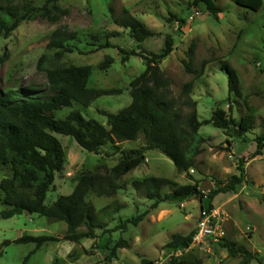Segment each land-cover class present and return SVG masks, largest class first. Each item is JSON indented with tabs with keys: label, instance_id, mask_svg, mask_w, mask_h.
Returning <instances> with one entry per match:
<instances>
[{
	"label": "rangeland",
	"instance_id": "rangeland-1",
	"mask_svg": "<svg viewBox=\"0 0 264 264\" xmlns=\"http://www.w3.org/2000/svg\"><path fill=\"white\" fill-rule=\"evenodd\" d=\"M23 1L40 6L46 0H17ZM261 1L260 10L253 12L237 6L234 0H214L221 12L213 18L202 2L194 0H56L50 4L47 15L21 23L7 38L0 36V93L3 96L8 91H18V99L51 94L45 71L37 63L42 54L50 52L46 44L56 29L73 35L65 44L72 53L62 58L60 64L88 65L91 74L87 86L114 91L88 107L73 103L58 111L56 118H64L77 110L86 119L106 126L101 112L116 113L128 106L129 83L144 70L138 57L122 62L118 50L159 54L168 35L172 37V51L159 63L167 81L163 91L166 98L180 101L183 85L194 80L190 97L196 102L199 121L210 120L216 109L224 110L237 121L245 115L253 118L245 141L230 137L228 131L211 124L202 125L198 130L205 142L189 175L207 195L217 188L218 181L226 183L232 175L241 174L242 182L234 193L219 194L213 200L207 196L202 199L188 196L154 204L142 189H134L133 181L157 177L171 181L174 186L190 185L193 181L188 175L178 173L160 151L148 150L139 166L117 180L120 188L114 195L97 196L93 192L86 195V202L93 206L102 223V228L94 231V238L78 242L64 240L67 233L64 222L34 214L0 219V264H141L142 259L152 264H166L181 256L200 259L202 264H242L241 258L228 257L227 249L223 248L228 242L256 254L249 264H264V202H261L264 147L260 156L253 157L255 139L264 135V0ZM122 10L140 20L154 35L137 43L129 30L113 22ZM172 17L183 19L185 24L179 27ZM104 43L112 47L97 48ZM191 45L194 46L192 66L199 69L206 63L204 73L196 79L184 69ZM105 57H111L113 63L100 70L98 65ZM223 62L237 74L240 97L228 93L227 75L221 68ZM183 110L188 112L186 108ZM55 137L64 150L65 161L46 195V205L60 195H69L82 173H104L118 163L121 150L144 146L143 136L139 135L135 141L115 143L118 150L108 144L94 154L81 149L71 137L59 134ZM170 190L166 187L162 193ZM3 209L0 202V210ZM214 212L216 224L224 232L219 242L203 239L184 250L164 248L173 234L195 233L200 219ZM139 215L142 219L136 226L126 224L124 229H118ZM86 231L81 226L76 233ZM23 235L53 236L59 240L44 244L32 254L33 244L1 246L4 241L12 242ZM119 241L124 247L117 248V259L110 261V251Z\"/></svg>",
	"mask_w": 264,
	"mask_h": 264
},
{
	"label": "trees",
	"instance_id": "trees-1",
	"mask_svg": "<svg viewBox=\"0 0 264 264\" xmlns=\"http://www.w3.org/2000/svg\"><path fill=\"white\" fill-rule=\"evenodd\" d=\"M56 0H46L42 5L35 6L30 2L17 0H0V36L7 38L23 22L32 21L45 16L50 11V4ZM202 2L208 13L217 18L221 10L215 6L214 0H194ZM242 8L257 12L262 6L261 0H234ZM181 27L185 21L172 17ZM115 25L129 30L131 37L141 43L154 34L140 20L133 17L127 10H122L118 17L113 18ZM73 35L62 29H56L50 36L44 53L38 59L37 66L45 71L50 95L46 97L28 96L17 98L18 91L0 93V219L27 213L38 215L51 221H62L66 224L64 240L78 242L83 238H94V231L102 228L92 205L85 200L89 192L97 196H112L120 188L117 180L139 166L148 150H158L165 155L180 174H186L193 181L189 171L195 165V158L201 151L204 138L198 135L202 125L211 124L213 127L229 132L230 137L246 140V134L251 130L253 118L245 115L238 121L222 109L213 111L210 120L199 121L196 113V102L190 97L194 80L186 82L181 90V100L166 98L163 93L167 81L163 78L159 63L172 51V37L166 36L164 48L159 54H143L142 52L119 49L121 61L130 57H138L144 65L141 74L134 77L130 83L131 102L116 113L101 114L106 118V126L94 119H86L77 110L70 111L64 118H56L55 114L73 103L88 107L101 96L114 93L113 90H97L87 86L91 74L88 65L75 66L60 64V60L72 53L66 42ZM112 47L109 43L98 45L104 49ZM194 46L187 52L184 69L187 73L198 78L204 73L205 64L199 69L192 66ZM113 63L111 57H105L98 65L100 70L107 69ZM50 64L54 66L49 67ZM227 75L228 93L240 97L239 80L233 68L226 62L221 65ZM21 94V92H20ZM183 108L188 109L184 113ZM231 110V105L228 106ZM55 134L71 137L75 143L88 153L97 154L106 145L137 140L143 136L144 146L138 149L121 150L120 160L104 173H82L69 195H60L50 205L45 204L47 193L54 185L55 176L64 166V150ZM253 157L260 156L264 147V135L255 139ZM242 173V169H238ZM6 172V173H5ZM242 182V175H232L226 183L217 182V188L205 195L199 188L198 182L174 186L167 179L146 177L133 181L135 190L142 189L147 199L154 204L168 199H178L192 196L198 199L208 197L213 200L219 194H230ZM170 187V192L162 193V189ZM264 202V199H261ZM142 216L131 218L118 229H124L126 224L136 226ZM85 226V233H76ZM194 232L186 236L173 234L164 245L165 249H187ZM59 240L53 236L23 235L12 242L4 241L1 246L8 244H33L30 254L38 251L44 244ZM124 247L119 241L109 256L110 261L117 259L116 249ZM228 257L241 258L242 264H249L256 254L234 243H224ZM141 264H152L142 259ZM166 264H202L200 259L191 257H176Z\"/></svg>",
	"mask_w": 264,
	"mask_h": 264
},
{
	"label": "built area",
	"instance_id": "built-area-1",
	"mask_svg": "<svg viewBox=\"0 0 264 264\" xmlns=\"http://www.w3.org/2000/svg\"><path fill=\"white\" fill-rule=\"evenodd\" d=\"M215 219V212L200 219L191 244L201 242L203 239H210L217 243L223 238L224 232L220 230Z\"/></svg>",
	"mask_w": 264,
	"mask_h": 264
}]
</instances>
